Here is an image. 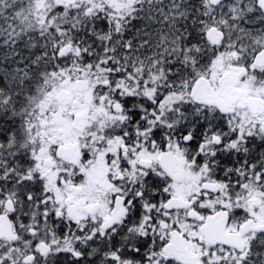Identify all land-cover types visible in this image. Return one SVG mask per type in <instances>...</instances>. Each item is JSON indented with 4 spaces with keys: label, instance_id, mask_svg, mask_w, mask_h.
<instances>
[{
    "label": "snow or ice",
    "instance_id": "obj_1",
    "mask_svg": "<svg viewBox=\"0 0 264 264\" xmlns=\"http://www.w3.org/2000/svg\"><path fill=\"white\" fill-rule=\"evenodd\" d=\"M0 264H264V0H0Z\"/></svg>",
    "mask_w": 264,
    "mask_h": 264
}]
</instances>
